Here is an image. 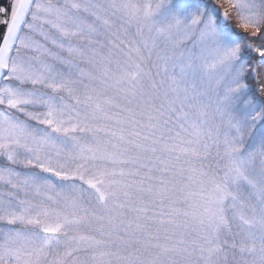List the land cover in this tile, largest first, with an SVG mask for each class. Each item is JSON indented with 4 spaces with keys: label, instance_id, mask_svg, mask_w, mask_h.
I'll return each instance as SVG.
<instances>
[{
    "label": "snow or ice",
    "instance_id": "snow-or-ice-1",
    "mask_svg": "<svg viewBox=\"0 0 264 264\" xmlns=\"http://www.w3.org/2000/svg\"><path fill=\"white\" fill-rule=\"evenodd\" d=\"M0 264H264V0H0Z\"/></svg>",
    "mask_w": 264,
    "mask_h": 264
}]
</instances>
